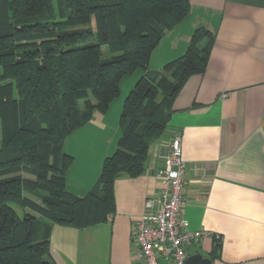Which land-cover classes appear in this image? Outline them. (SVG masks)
I'll return each mask as SVG.
<instances>
[{
  "label": "trees",
  "instance_id": "1",
  "mask_svg": "<svg viewBox=\"0 0 264 264\" xmlns=\"http://www.w3.org/2000/svg\"><path fill=\"white\" fill-rule=\"evenodd\" d=\"M56 1L57 11L53 0H0V264H44L54 225L84 229L114 214V181L143 173L175 97L205 71L213 45L212 32L196 28L180 56L148 69L164 33L189 14V0ZM104 45L117 54L104 59ZM136 71L115 150L94 185L73 194L66 138L105 114ZM217 250L216 241L211 259Z\"/></svg>",
  "mask_w": 264,
  "mask_h": 264
},
{
  "label": "crops",
  "instance_id": "2",
  "mask_svg": "<svg viewBox=\"0 0 264 264\" xmlns=\"http://www.w3.org/2000/svg\"><path fill=\"white\" fill-rule=\"evenodd\" d=\"M189 2L187 17L166 31L151 52L148 69L180 56L193 31L202 27L213 34L205 71L191 75L175 97L143 173L135 178L122 174L114 181V214L84 229L52 227L55 264H143L133 243L135 222L145 200L159 192L156 172L175 134L185 161L181 216L190 229L206 232L186 252L209 257L217 241L219 257H209L211 264H264V0ZM115 100L105 114L94 113L78 129L94 132L79 140L80 156L67 147L70 136L64 142L73 155L66 173L73 194L81 196L94 185L103 159L116 148L123 99ZM88 144L100 149L86 156Z\"/></svg>",
  "mask_w": 264,
  "mask_h": 264
},
{
  "label": "built area",
  "instance_id": "3",
  "mask_svg": "<svg viewBox=\"0 0 264 264\" xmlns=\"http://www.w3.org/2000/svg\"><path fill=\"white\" fill-rule=\"evenodd\" d=\"M184 173L181 138L175 134L156 172L161 184L159 192L145 200V211L135 222L133 243L143 264H185L186 248L206 233L190 229L181 216Z\"/></svg>",
  "mask_w": 264,
  "mask_h": 264
},
{
  "label": "rangeland",
  "instance_id": "4",
  "mask_svg": "<svg viewBox=\"0 0 264 264\" xmlns=\"http://www.w3.org/2000/svg\"><path fill=\"white\" fill-rule=\"evenodd\" d=\"M53 2H54V9H55V11H57V1H56V0H53ZM78 27H79V26H78ZM91 27L94 29V23H93V22L91 23ZM101 51H102V57H103L104 59H108V58L111 57L112 55L117 54V53H113V54L109 53V51L107 50V48H106L105 45L101 47ZM139 73H140V71H136V72H134V73L131 74V75L125 76V77L121 80V82H120V95H119V97H117V99L115 100V102H118L119 99H124V98H125V96L127 95L128 91H129V90L131 89V87L133 86V84H134L136 78L138 77V74H139ZM79 105H80V107H82V104H81V103H80ZM117 111H118V110H117ZM115 113H116V111H115ZM110 114H113V115H114V107H113L112 110L110 111ZM118 114H119V116H120V112H119ZM119 116H118V118H119ZM115 118H116V116H115ZM79 129H80V128H79ZM93 133H94V132H93ZM93 133H92V129H91V128H84V129H81V131H79L78 129L75 130L73 133H71V134L69 135V136H70V140L68 141V143H71V145H70V146L67 145V147H69L70 149H72V147H73V149H74V153H76V156H80V155H78V153H77V148H76V147H80L79 140L85 138V137H84V134H86L87 136L91 137V136L94 135ZM87 138H88V137H87ZM75 145H76V146H75ZM86 147H87L86 149H88V152L85 153L86 156H93V155L91 154V151H95V149H100L99 144H98V145H96V144H88ZM63 150H64L65 152L67 151V150L64 149V148H63ZM67 153H68V152H67ZM111 153H112V152H111ZM111 153H110V154H111ZM110 154H109V155H110ZM71 155H72V154H71ZM72 156H73V155H72ZM97 179H98V178H97ZM97 179H96V180H97ZM94 183H95V182H94ZM25 195H26L28 198H31V199L36 200V201H38V202H41V199H40L38 196H36V195H32V194H30V193H28V192H25ZM58 226H59V225H58ZM52 244H53V243H52ZM50 253H51L52 255H55V253H56V248H55V246L50 245Z\"/></svg>",
  "mask_w": 264,
  "mask_h": 264
},
{
  "label": "water",
  "instance_id": "5",
  "mask_svg": "<svg viewBox=\"0 0 264 264\" xmlns=\"http://www.w3.org/2000/svg\"><path fill=\"white\" fill-rule=\"evenodd\" d=\"M42 263L55 264L53 259L48 254L43 255ZM185 264H211V259L200 253H191L186 256Z\"/></svg>",
  "mask_w": 264,
  "mask_h": 264
}]
</instances>
